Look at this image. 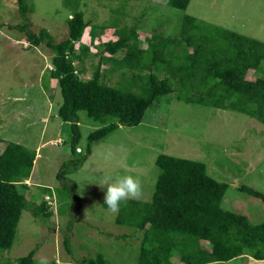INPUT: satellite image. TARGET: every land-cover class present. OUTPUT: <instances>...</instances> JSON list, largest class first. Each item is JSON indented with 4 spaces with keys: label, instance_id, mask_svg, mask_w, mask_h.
Segmentation results:
<instances>
[{
    "label": "rangeland",
    "instance_id": "1",
    "mask_svg": "<svg viewBox=\"0 0 264 264\" xmlns=\"http://www.w3.org/2000/svg\"><path fill=\"white\" fill-rule=\"evenodd\" d=\"M24 4L22 16L14 0H0V150L15 143L35 154L31 186L20 190L34 205L45 196L53 204L47 218L35 217L27 209L21 212L11 247L0 252V264H14L30 251L32 264H38L42 255L50 264H77L96 253L109 264H136L141 231L115 223V215L103 206L105 180L138 177L143 186L138 201L148 202L158 173L154 161L160 154L204 164L208 176L228 185L221 202L224 210L254 224L263 220L264 204L236 191L244 185L264 196V127L254 119L167 95L146 110L137 126H120L92 144L77 165L85 153L86 136L98 126L78 113L79 152L71 153L68 124L56 115L61 102L57 83L48 78L51 52L41 44L32 46L26 36L42 29L57 43L66 37L70 13L82 12L88 26L74 43L72 63L79 78L86 80V62L76 61L78 46L93 54L102 43L114 41L113 28L96 33L114 18L120 25H134L142 48L143 39L153 33L178 35L184 15L205 30L217 27L264 43V0H189L184 12L168 7L166 0H24ZM17 25H23L26 34L13 28ZM110 66L103 62L100 69ZM106 77L107 86L119 81L116 71ZM211 264L264 261L242 256Z\"/></svg>",
    "mask_w": 264,
    "mask_h": 264
},
{
    "label": "trees",
    "instance_id": "2",
    "mask_svg": "<svg viewBox=\"0 0 264 264\" xmlns=\"http://www.w3.org/2000/svg\"><path fill=\"white\" fill-rule=\"evenodd\" d=\"M188 2L166 0V5L184 12ZM14 3L19 14L25 15L24 0ZM118 21L114 18L96 32L114 29L115 40L102 43L99 51L89 54L83 45L78 46L76 61L77 65L86 62V80L79 78L72 63L74 43L88 26L82 12L70 13L66 37L57 43L42 29L26 36L32 46L41 44L51 52L48 78L57 83L61 102L56 115L68 124L71 153L79 152L78 113L98 126L86 136L85 153L77 165L85 160L92 144L120 126H137L152 104L171 94L187 104L242 114L264 127V43L217 27L206 26L210 30H205L196 19L184 15L178 35L153 33L143 39L142 48L134 25ZM13 28L26 34L23 25ZM118 52L123 55L117 58ZM103 62L110 68L102 71ZM115 71L119 81L104 85L107 73ZM34 157L15 143H6L0 150V252L11 247L24 209L35 217L50 215L44 199L34 205L20 190L26 187L23 181L30 177ZM154 165L158 173L150 200H130L114 218L118 225L141 231L136 264H211L242 256L264 261V217L254 224L224 210L221 202L227 184L208 176L205 165L196 161L160 154ZM236 191L264 204L258 191L244 185ZM32 255L30 251L14 264H32ZM77 264L109 262L96 253Z\"/></svg>",
    "mask_w": 264,
    "mask_h": 264
},
{
    "label": "clouds",
    "instance_id": "3",
    "mask_svg": "<svg viewBox=\"0 0 264 264\" xmlns=\"http://www.w3.org/2000/svg\"><path fill=\"white\" fill-rule=\"evenodd\" d=\"M77 151L79 150L77 149ZM105 184L104 204L113 215L119 214L122 204H127L130 200L138 201L143 196L142 181L133 175L118 176L115 180L109 177L105 180ZM44 200L48 206L53 204L49 197ZM38 264H50L48 257L40 256Z\"/></svg>",
    "mask_w": 264,
    "mask_h": 264
},
{
    "label": "crops",
    "instance_id": "4",
    "mask_svg": "<svg viewBox=\"0 0 264 264\" xmlns=\"http://www.w3.org/2000/svg\"><path fill=\"white\" fill-rule=\"evenodd\" d=\"M35 158V157H34ZM30 178V177H29ZM23 184H25L26 186H28V185H30L31 186V184L29 183V179H27L26 181H23Z\"/></svg>",
    "mask_w": 264,
    "mask_h": 264
},
{
    "label": "built area",
    "instance_id": "5",
    "mask_svg": "<svg viewBox=\"0 0 264 264\" xmlns=\"http://www.w3.org/2000/svg\"><path fill=\"white\" fill-rule=\"evenodd\" d=\"M44 199H47L46 197Z\"/></svg>",
    "mask_w": 264,
    "mask_h": 264
}]
</instances>
